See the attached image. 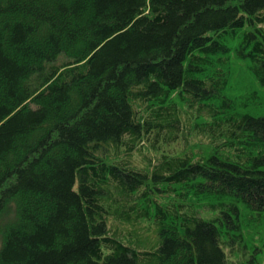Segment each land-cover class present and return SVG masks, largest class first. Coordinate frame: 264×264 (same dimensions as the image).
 I'll use <instances>...</instances> for the list:
<instances>
[{"label": "trees", "instance_id": "16d2710c", "mask_svg": "<svg viewBox=\"0 0 264 264\" xmlns=\"http://www.w3.org/2000/svg\"><path fill=\"white\" fill-rule=\"evenodd\" d=\"M0 244L264 262V0H0Z\"/></svg>", "mask_w": 264, "mask_h": 264}, {"label": "rangeland", "instance_id": "374dc122", "mask_svg": "<svg viewBox=\"0 0 264 264\" xmlns=\"http://www.w3.org/2000/svg\"><path fill=\"white\" fill-rule=\"evenodd\" d=\"M191 143H192V144H195V142H191ZM135 157H136V158H135L134 160H135L136 163H138V164L140 163V164L144 165V164L142 163L143 160H142L140 157H138L137 155H135ZM122 230L124 231V228H122ZM0 246H1V244H0ZM229 257L231 258V256H229ZM248 259H249V257H247V259H245L244 261L247 263V260H248ZM234 261H235V263H238V264H239V262L237 261V259H235ZM245 262H244V263H245ZM244 263H243V264H244ZM246 263H245V264H246ZM261 264H264V262H262Z\"/></svg>", "mask_w": 264, "mask_h": 264}]
</instances>
